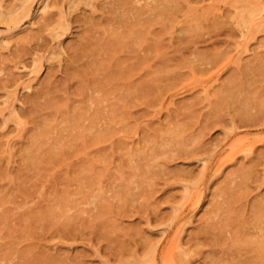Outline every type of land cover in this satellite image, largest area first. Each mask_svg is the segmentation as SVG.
I'll use <instances>...</instances> for the list:
<instances>
[{
	"label": "rangeland",
	"instance_id": "374dc122",
	"mask_svg": "<svg viewBox=\"0 0 264 264\" xmlns=\"http://www.w3.org/2000/svg\"><path fill=\"white\" fill-rule=\"evenodd\" d=\"M163 1L0 0V264H263L264 0Z\"/></svg>",
	"mask_w": 264,
	"mask_h": 264
},
{
	"label": "bare ground",
	"instance_id": "6f19581e",
	"mask_svg": "<svg viewBox=\"0 0 264 264\" xmlns=\"http://www.w3.org/2000/svg\"><path fill=\"white\" fill-rule=\"evenodd\" d=\"M22 1H25L26 2V8H25V13H27V11H28V9H29V5H30V2L32 1V0H22ZM91 1H94V0H91ZM120 1H123V0H120ZM143 1H144V4H142L143 3ZM20 2V1H19ZM43 2H44V0H43ZM128 4H130V8L131 9H133V10H139V9H141V8H143L144 9V6L145 7H147L146 8V10L148 9V8H153L154 6H157V5H161L164 1L163 0H128ZM121 3V2H120ZM23 4V3H22ZM122 4V3H121ZM167 4V3H166ZM46 5H47V3H46ZM123 6V5H122ZM159 7H161V6H159ZM144 12V11H143ZM29 14V13H28ZM136 27V26H135ZM1 82V81H0ZM95 100V99H94ZM97 101V100H96ZM97 103V102H96ZM99 103V102H98ZM52 107V106H51ZM31 111V110H30ZM107 131V130H106ZM110 132V131H109ZM109 135H110V133H109ZM264 251V250H263ZM261 254V256H262V253H260ZM264 258V257H263ZM259 259H261L262 260V257H260ZM258 259V260H259ZM261 260H259L260 262H262ZM263 264H264V262H262Z\"/></svg>",
	"mask_w": 264,
	"mask_h": 264
}]
</instances>
